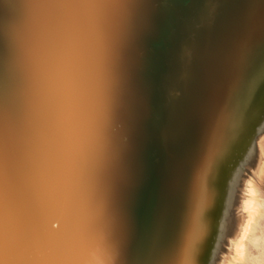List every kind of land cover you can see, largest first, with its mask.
I'll use <instances>...</instances> for the list:
<instances>
[{"label": "snow or ice", "instance_id": "snow-or-ice-1", "mask_svg": "<svg viewBox=\"0 0 264 264\" xmlns=\"http://www.w3.org/2000/svg\"><path fill=\"white\" fill-rule=\"evenodd\" d=\"M178 2L0 0V264H196L215 178L248 121L258 69L264 81V0H232L236 13L203 47L202 24L191 26L195 73L193 47L176 48L172 83L186 102L169 112L170 152L154 169L145 155L151 93L138 73L147 39L168 19L162 9ZM197 2L215 23L225 0ZM34 9L50 15L39 23ZM97 72L108 86L93 122ZM41 165L47 181L35 199L72 218L103 201L102 243L86 245L90 224L51 234L22 213V188ZM150 176L153 204L141 223L136 196Z\"/></svg>", "mask_w": 264, "mask_h": 264}, {"label": "bare ground", "instance_id": "bare-ground-1", "mask_svg": "<svg viewBox=\"0 0 264 264\" xmlns=\"http://www.w3.org/2000/svg\"><path fill=\"white\" fill-rule=\"evenodd\" d=\"M21 11L27 15L26 10ZM162 11L168 19L147 39L145 59L138 73L140 84L147 86L151 93L153 117L148 124L149 143L145 155L154 169L164 164L170 152L169 145L162 138L169 112L186 102L184 90L172 83L173 53L177 47L182 50L191 45L195 73L199 49L189 29L197 23L202 24L197 35L203 47L222 31L237 9L232 0H225L216 9L215 23L205 19L207 10L197 0L188 3L180 0ZM31 15L35 21L43 23L50 10L34 9ZM21 33L27 34L23 25ZM254 80L255 85L248 97L251 101L248 121L215 178L211 222L202 231L196 264H256L258 260L252 252L261 250L260 241L264 240V81L260 78L259 69ZM107 86L105 77L97 72L89 94L90 121L94 122L101 112ZM46 181V168L41 165L26 178L21 191L22 213L34 217L33 227L51 234H63L70 230L80 231L90 224L95 230L85 240L86 245L102 243L107 225L103 201L98 200L94 208L76 218L69 217L50 202L34 198L35 192ZM154 187L155 177L150 176L137 192L136 212L141 223L148 219ZM29 197H33L31 204L28 203Z\"/></svg>", "mask_w": 264, "mask_h": 264}, {"label": "rangeland", "instance_id": "rangeland-1", "mask_svg": "<svg viewBox=\"0 0 264 264\" xmlns=\"http://www.w3.org/2000/svg\"><path fill=\"white\" fill-rule=\"evenodd\" d=\"M260 244L262 246L261 250L257 249L252 252V255L254 257L256 256L257 257L256 259H258L256 260V264H264V240L263 239H261Z\"/></svg>", "mask_w": 264, "mask_h": 264}]
</instances>
